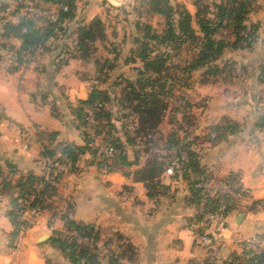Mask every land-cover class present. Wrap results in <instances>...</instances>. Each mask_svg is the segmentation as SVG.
<instances>
[{"label":"crops","instance_id":"1","mask_svg":"<svg viewBox=\"0 0 264 264\" xmlns=\"http://www.w3.org/2000/svg\"><path fill=\"white\" fill-rule=\"evenodd\" d=\"M95 6L98 5L93 3L86 8ZM12 9L6 6L0 10L3 20L16 21L17 13ZM75 18L76 15L63 25L73 27ZM6 43L12 49H0V169L5 172L9 163L15 175L43 174L41 146L53 147L61 142L81 145L71 107L77 99L86 97L91 85L101 89L108 83L101 86L102 80L96 79L95 51L87 59L76 56L70 38L49 39L45 50L36 48L32 54H26L25 61L13 71H8V66L20 42L10 37ZM96 43L101 42L96 41L95 46ZM113 57L114 66L106 71L108 78L103 82L117 75L118 60L116 55ZM258 63L264 66L261 59ZM259 72L260 69L252 76L245 75L254 79L248 89L238 77L234 78L229 87L237 92L220 105L223 115L233 119L238 128L213 145L196 139V144L191 143L207 174L213 179H222L229 172L236 173L247 194L240 201L250 206L258 201L261 205L258 210L249 206L243 213L234 215V223L244 214L242 222L246 223L247 214L252 217L264 212V134L254 126L257 115L264 112V83L258 80ZM24 99L29 104H24ZM246 108L252 109L247 116L243 114ZM16 129V133L26 131L29 135L25 148L20 145V139H24L12 136ZM125 153L130 164L108 172L97 170L85 153L78 160L76 171L65 170L61 174L48 206L36 223L25 234L14 238L6 216L11 191H1L0 264H81L71 263L49 241L52 231H63L59 217L62 212H67L74 221L98 226L101 236L119 233L130 242L135 249V260L130 263L123 259L121 264H219L214 259L218 248L200 252L193 247L191 233L197 209L189 200L186 181L163 171L159 180L168 189L165 193L147 196L143 182L132 178L133 170L140 168L147 156L143 152L141 156L135 155L133 150ZM234 209L227 213L226 221L232 220ZM239 229L240 226L233 229L228 226L220 238L221 244L229 243L234 231ZM253 230L261 229L254 226ZM43 235L48 237L41 240ZM105 262V258L100 259L101 264Z\"/></svg>","mask_w":264,"mask_h":264},{"label":"trees","instance_id":"2","mask_svg":"<svg viewBox=\"0 0 264 264\" xmlns=\"http://www.w3.org/2000/svg\"><path fill=\"white\" fill-rule=\"evenodd\" d=\"M16 1L14 0L15 8L18 9L16 21L11 22L3 20L2 17L0 18V49H12V46L6 43V40L10 37H15L20 42L16 50L13 51V59L8 66V71H13L21 65L25 61V55L32 54L36 48L45 50L47 47L46 42L49 39L56 38V31L64 32L67 28L63 24L70 21L75 15L74 1L66 0L68 4L66 11L60 12L53 22L41 23L19 12ZM31 1L56 2L58 0ZM171 1L174 0H144L145 11L160 15L163 20V28L155 31L150 24L135 21L134 26L141 30V35L133 38L132 41H134L136 47L134 50H129V54L124 58V63H134L138 60L140 66L136 69L134 80H124L125 83L121 88L122 95L131 94V99L136 100L137 104L123 106L130 108L131 113L137 115V124L140 125L141 132H144L147 136L154 128V125L150 124L151 118L158 115L157 105L155 104L154 108L149 105H153L154 101L159 100V97L169 98L171 96L172 86L169 85V75L173 73L176 67H171L169 61L177 54L180 47L189 42L197 45L196 52L186 61V64L177 67V70L174 71L178 73L177 75H188L192 71L206 67L207 64L215 61L225 47L231 49L249 48L256 40V25L245 23L247 14L255 9L256 0H190L191 5L194 7L193 15L190 14L183 3L174 1L172 5ZM210 6L214 8L213 12L209 11ZM4 7L6 5L0 2V10ZM193 23L197 30H194ZM225 28L228 29L231 35V38L226 40L220 37L222 36L220 30ZM73 32L74 36L70 38L71 46L76 56L82 59L89 58L95 51L94 43L96 41L101 42L106 39L105 28L98 17H93L88 22L77 25ZM114 60L115 57L112 59L104 58L102 63H99L98 60L95 61L96 79L108 78L106 71L112 69ZM259 69L260 77L258 80L264 83V66ZM198 82L205 84L209 80L200 79ZM105 100H107L106 93L91 85L86 97L77 99L75 105L71 107L74 126L81 135L82 144L61 142L53 147L43 145L39 151L42 159L48 157L61 161L65 164L66 170L71 172L77 170V162L85 153H88L91 164H94L100 170L105 167V172L111 171L117 166L129 165L130 162L126 160L122 142L111 134L113 133L110 130L112 126H109L111 116L105 108ZM118 100L121 104L122 99L118 98ZM87 109L92 110L94 137L84 132L83 118ZM53 111L55 112L52 108V113ZM254 126L264 134V112L257 115ZM234 130L235 125L230 120L225 119L218 124H214L207 132V137L211 141L216 140L222 134L232 133ZM136 131L140 132V130ZM209 132H215V138H210ZM50 135L52 136L53 133ZM95 136L103 145L111 147L112 156L109 159L98 155L95 150L88 146V142L93 140ZM145 141L149 142L150 138L147 137ZM187 141L184 145L178 144L180 142H174L172 145L175 149L174 159H176L178 166L173 167V174L170 177L179 176L186 181L189 187V200L195 206V209L202 207L204 210L213 212L220 205H224L223 213L227 215L230 210L236 208V203L241 198L247 196L241 188L238 175L229 172L219 180L236 185L234 189L235 192H238L237 197L208 194L203 188L196 186V183L203 179H209L210 175L202 168L198 153L191 147V142L188 143ZM125 142L129 143V140H125ZM180 146L182 149L178 148ZM137 153L135 152V155ZM181 153H184V157L181 156ZM155 158L153 154L147 156L144 164L132 172V178L143 182L146 195L150 197L160 192L165 193L168 189L159 180V175L165 168ZM60 176V174H56L46 177L44 173L33 174L31 172L24 175H15V169L9 163H6L5 172L0 169V192L4 190L11 191L6 216L12 227L10 234L13 238L18 236L20 230L27 225L26 220H18L17 217L21 210V202L33 186L39 181L43 183L39 196L32 202L42 211L48 206V201L55 192ZM257 203L258 201L252 202V204ZM252 207L249 208L252 209ZM59 217L62 228L73 234L52 231L49 241L71 263L101 264V258L106 259L105 264H121L123 259L130 263L134 262L135 249L133 245L119 233L104 237L101 236L98 226L94 224L74 221L67 212H62ZM194 219V231L201 232L202 227L196 224L202 223V217L196 212ZM74 234L86 237L89 243L78 242ZM224 264H264V247L260 251L245 249L237 254L233 253L228 260L224 261Z\"/></svg>","mask_w":264,"mask_h":264},{"label":"rangeland","instance_id":"3","mask_svg":"<svg viewBox=\"0 0 264 264\" xmlns=\"http://www.w3.org/2000/svg\"><path fill=\"white\" fill-rule=\"evenodd\" d=\"M7 1L8 0H0V2L4 3L8 8H13V12L15 11L17 13L18 9L15 8L14 0ZM73 1L76 15L75 21L72 23L73 27H67L64 32L56 31V38L59 37L61 40L73 38V31L76 26L88 22L93 17H98L103 23L108 35L106 34V39L104 41L96 43L97 45L95 46V52L93 55L98 58L99 63H102L104 58L109 59V57L111 58L114 55H116V60H118L117 63H115V72H117V75L109 77L107 82H103L104 79L102 78L99 80H102L101 86H103L104 83H108L106 87L101 88L100 90L105 92L107 96V100H105V108L111 116V123H109V126H112L110 130L113 131L111 134L122 142L125 152L133 150L134 154L135 152H138L139 156H141L142 152L143 154L145 153L146 156L153 154V156L156 157L155 159L158 162H161L164 168H166L172 163V161L176 162V159H174L175 149L172 147L174 142H180L178 144L184 145L186 140H188V143L191 142L194 144H196V140L199 142H202L200 140H203L208 144L213 145L230 133L222 134L221 137L211 141L207 137V132L214 124H218L225 119L230 120L235 125V130L238 128L233 119L223 115L224 113L220 108V105L223 101L229 100V98L237 92L232 91L229 87L234 78L238 77L242 86H245L248 89L249 86H253L254 79L245 77V75L251 74L252 76L255 74L260 67L258 63L259 59H261L264 64V0H256L255 9L248 13L246 17L245 23L247 25H256V40L249 48L241 47L231 49L225 47L221 51V55L215 61L207 64L206 67L196 69L188 75H177L178 73H175L174 71L177 70V67H182L186 64V61H188L196 52L197 45L189 42L185 43L183 47H180L177 54L169 61L171 67H176L174 68L175 70L173 73L169 75V85L172 86L171 98L159 97V100L154 101L153 105H149L152 106L151 108H154L155 104L157 105L158 115L157 117H152L150 120V124L154 125V128H152V131L150 130L151 132L148 136L145 135L144 132H141L142 129H140V125L137 124V115L131 113L132 111L130 108L128 109L124 107L125 105L130 106L132 104H137L136 100L131 99V94H124L123 96L121 88L125 83L124 80H134L136 69L140 66L138 60L134 63H124V58L129 54V50H134L136 47L134 41H132L133 38L141 35V30H138V28L134 26V22L148 23L153 30L159 31L163 28L162 17L156 13L146 12L144 9V0ZM174 1L183 3L190 14H194V7L191 5L190 0ZM174 1H171L172 5L174 4ZM93 3L97 4L99 7L95 6L90 10L86 8ZM213 10L214 8L210 6L209 11L213 12ZM1 17L3 16H0V18ZM174 17L176 18V15ZM192 25L194 30H197L195 24L193 23ZM220 32L222 34L220 37L225 38V40L231 38L227 28L221 29ZM242 46H244V44H242ZM10 64L11 63H9V65ZM49 78L52 80V76ZM200 79H208L209 82L202 85L198 82ZM239 86H241V84ZM56 94L63 96L62 92L58 94L56 91ZM118 98L122 99L121 104ZM25 99L23 100V103L29 104ZM129 99L131 100L129 101ZM249 112H252V109L246 108L243 114L247 116ZM138 120L140 121V119ZM142 124H144V122H142ZM136 130H140V132H137ZM14 131L15 133H13L12 136H15L17 139H24V141L20 139V143L27 144L29 137L27 132L22 131L21 133H16V131H18L17 129ZM35 132L37 133V129H34V133ZM147 137L150 138L149 142L145 141ZM125 140H129V143H126ZM178 148L182 149L181 146ZM41 160L44 168L45 165L43 159ZM174 167L176 168V166ZM97 170L101 171L98 168ZM172 174L173 171L169 176ZM209 178L215 183H218L220 180L216 178L213 179L212 176ZM241 188L243 187L241 186ZM242 190L245 189L243 188ZM205 191L210 194L207 190ZM242 202L243 201H238L236 203L232 220L226 221V228L229 226L230 229H233L234 227L240 226L239 230L234 231L229 243L227 242L222 245L220 239L222 237H218L209 245H198L193 240L194 231L191 233L193 247L200 252H207L218 248V250H215V253L218 256L214 259L219 260V264H224V261L228 260L233 253L237 254L245 249L256 250L258 246H247L244 241L238 239L241 238L243 240V238L249 239L252 237L264 238V212H260L252 217L250 214H247L248 222L246 223L242 222L245 217L244 214L243 217L240 216L237 222L234 223V215L236 216L238 213H243L247 207L250 206V204L248 205L244 204L245 202ZM251 206H253V209L256 208L258 210L261 205L252 204ZM35 223L36 221L30 227ZM254 226L256 228L260 227L261 230L254 231ZM27 230H25V232Z\"/></svg>","mask_w":264,"mask_h":264},{"label":"built area","instance_id":"4","mask_svg":"<svg viewBox=\"0 0 264 264\" xmlns=\"http://www.w3.org/2000/svg\"><path fill=\"white\" fill-rule=\"evenodd\" d=\"M19 12L26 14L30 18L36 20L37 22L45 23V22H53L56 20L58 14L60 12H64L68 9V4L66 0H58L56 2H33L31 0H17L16 1ZM84 121V132L89 136L94 137L93 132V115L92 110L87 109L83 118ZM215 132H209L210 138H215ZM21 147H26L25 143H20ZM88 146L97 152L98 155L104 156L106 158H110L112 156L111 147L103 145L98 138H95L88 142ZM181 156L184 157V153H181ZM43 162L45 165L44 174L46 177L62 174L66 170V166L63 162L55 160L53 158L44 157ZM178 166L177 162L172 161L170 165H168L164 173L169 175L173 171V167ZM102 171L105 172V167L101 168ZM43 183L41 181L37 182L25 199L21 202L19 211V215L17 217L18 220H26L27 225L22 228L19 234H23L25 230H27L38 218L41 210L37 205L32 204L35 198L39 196V191L42 188ZM196 186L201 187L210 194H223L228 197H237L238 192H235V186L226 181H218V183L213 182L212 179H203L196 183ZM224 205H220L217 210L211 212L204 210L202 207L197 209V214L202 217V223L196 224L197 226L202 227L201 232H194L193 240L198 245H209L218 237L223 236V232L226 230V215L223 213ZM63 232L66 234H73L68 230H64ZM75 235V234H74ZM75 238L78 242H82L84 244H88L89 241L84 236L75 235ZM240 241H244L247 246H258L256 251H260L264 247V238L263 237H252V238H240Z\"/></svg>","mask_w":264,"mask_h":264},{"label":"water","instance_id":"5","mask_svg":"<svg viewBox=\"0 0 264 264\" xmlns=\"http://www.w3.org/2000/svg\"><path fill=\"white\" fill-rule=\"evenodd\" d=\"M48 236L47 235H43V236H41L40 237V239L42 240V239H46Z\"/></svg>","mask_w":264,"mask_h":264}]
</instances>
